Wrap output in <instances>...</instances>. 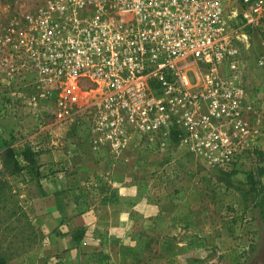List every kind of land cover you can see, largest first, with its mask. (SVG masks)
Wrapping results in <instances>:
<instances>
[{
	"label": "rangeland",
	"instance_id": "rangeland-1",
	"mask_svg": "<svg viewBox=\"0 0 264 264\" xmlns=\"http://www.w3.org/2000/svg\"><path fill=\"white\" fill-rule=\"evenodd\" d=\"M33 4L0 0V143L8 140L27 166L0 174L11 184L2 188L8 201L0 200L6 264H264V160L242 158L226 172L182 145L99 148L82 127V98L44 95L33 72H20L11 56L7 30ZM249 67L254 77L264 75ZM256 106L251 149L264 156ZM25 146L37 153L35 168L22 158ZM179 152L193 162L177 160ZM112 172H131L139 182L135 198L166 208L127 219L133 198L121 200Z\"/></svg>",
	"mask_w": 264,
	"mask_h": 264
},
{
	"label": "built area",
	"instance_id": "built-area-1",
	"mask_svg": "<svg viewBox=\"0 0 264 264\" xmlns=\"http://www.w3.org/2000/svg\"><path fill=\"white\" fill-rule=\"evenodd\" d=\"M33 2L11 56L44 95L82 98L89 141L182 145L226 172L257 159L245 73H264V0Z\"/></svg>",
	"mask_w": 264,
	"mask_h": 264
},
{
	"label": "crops",
	"instance_id": "crops-1",
	"mask_svg": "<svg viewBox=\"0 0 264 264\" xmlns=\"http://www.w3.org/2000/svg\"><path fill=\"white\" fill-rule=\"evenodd\" d=\"M253 69V68H252ZM250 67L245 73V80L248 85V93H249V98L251 101H253L254 104L259 106L261 108V114H260V131H259V142L261 144V147L264 149V75L263 76H258L254 77V73ZM264 74V73H263ZM256 106V107H257ZM259 144V145H260ZM173 156L180 162H189L192 161L191 157L188 154H185L184 152H179V154H173ZM172 156V157H173ZM189 167H192L191 164H189ZM189 170V169H188ZM112 176L114 177V184L118 187L116 188L119 195L122 197L121 200H125L126 197H128V201H130L129 198H133V204L129 208V212L127 213L128 218L130 216H133L138 210L140 211V215H142V212H145V218H151L154 216L159 215V210L165 209V203L163 201L160 202H150L146 201L145 203L141 200H137L135 198L136 194H138V187H139V182L133 177L131 172H112ZM132 211V212H131ZM87 219L89 218H84L85 221H88ZM130 220V219H129ZM131 223L136 224V218L133 220L132 219L129 221ZM128 223V222H127ZM262 233H259L261 235Z\"/></svg>",
	"mask_w": 264,
	"mask_h": 264
},
{
	"label": "trees",
	"instance_id": "trees-1",
	"mask_svg": "<svg viewBox=\"0 0 264 264\" xmlns=\"http://www.w3.org/2000/svg\"><path fill=\"white\" fill-rule=\"evenodd\" d=\"M257 152L258 155L260 156V160L263 161L264 160V156H262L263 154L260 151ZM21 154L24 161L32 165L34 168L36 167L37 153L35 151H33L29 146H25ZM1 155H3L2 157L3 165L2 168H0L1 175L4 174L3 172H8V173L10 172V174H17L20 173L25 167H27L26 165L21 164L19 157L16 155V153H14L8 140H3V142L0 143V156ZM260 173L261 174L264 173V168L260 170ZM6 184L11 187L9 181L4 180L0 177V200L2 201H8V197L6 196L7 193L5 194L3 190L4 189L3 186H5ZM83 235H84V230H81L80 232H76V233L74 232L73 238L76 242H80L82 240ZM9 259H10L9 254L0 251V264H6L9 261Z\"/></svg>",
	"mask_w": 264,
	"mask_h": 264
}]
</instances>
